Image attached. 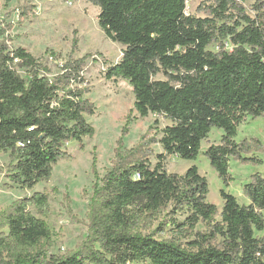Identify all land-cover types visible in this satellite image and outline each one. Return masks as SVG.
Returning <instances> with one entry per match:
<instances>
[{
  "label": "trees",
  "instance_id": "trees-1",
  "mask_svg": "<svg viewBox=\"0 0 264 264\" xmlns=\"http://www.w3.org/2000/svg\"><path fill=\"white\" fill-rule=\"evenodd\" d=\"M84 1L99 9L105 37L123 47L105 79L129 84L139 118L170 122L157 140L163 153L152 166L143 144L121 152L118 142L113 166L94 187L86 239L65 256L47 257L50 229L29 211L46 215L47 195L15 201L0 212V264H264V236H255L264 231V176L243 186L246 205L221 189L219 212L206 202L208 184L196 166L182 175L164 166L167 156L195 160L213 128L223 133L220 143L203 155L223 186L232 181L231 161L261 163L252 156L258 141L235 138L247 118L264 117V0L250 8L246 0H204L202 17L186 13L188 0ZM8 29H0V153L10 160L9 184L32 190L71 158L66 144L81 146L94 134L85 116L95 107L81 76L88 56L68 60L50 80L33 56L9 48Z\"/></svg>",
  "mask_w": 264,
  "mask_h": 264
},
{
  "label": "rangeland",
  "instance_id": "rangeland-1",
  "mask_svg": "<svg viewBox=\"0 0 264 264\" xmlns=\"http://www.w3.org/2000/svg\"><path fill=\"white\" fill-rule=\"evenodd\" d=\"M203 1L188 0L186 13L202 17L198 8ZM255 1L246 0L244 6L250 8ZM98 14L99 9L84 0H0V29L9 26L4 35L9 48H22L33 56L49 70L46 76L50 80L62 73L61 66L68 60L88 56L81 76L89 88L86 98L95 107L93 116H85L86 122L94 129L93 136L84 138L81 146L75 142L66 144L64 150L71 158L56 164L50 180L37 184L32 190H21L9 184L6 167L10 160L8 154L0 153V212L34 193H43L48 197L46 215L29 208L30 213L43 220L50 229L51 244L46 248L47 257L65 256L85 241L94 187L100 186V180L113 166L118 142H122L121 152L143 144L150 150L149 161L155 166L156 156L163 153L157 140L161 137V130L170 125L165 118L154 115L139 118L133 109L134 96L129 84L123 80L105 79L106 68L120 60L123 47L105 37L98 25ZM210 50L215 51L216 48L212 46ZM14 68L21 78L28 79L26 69ZM157 79L164 78L158 76ZM128 120L124 135L123 129ZM222 134L221 130L213 128L208 138L202 141L200 154L195 160L167 156L164 163L167 173L177 175L196 166L199 175L208 184L206 202L216 206L219 212L223 207L219 195L221 189L233 195L238 204L246 205L248 200L242 193L243 186L255 174L264 176V117L247 118L239 126L235 138L236 143L258 141L261 147L252 156L261 163L231 161L229 173L232 181L228 187L223 186L203 155L210 145L220 143ZM93 161L97 178L93 174ZM155 227L156 223L151 230ZM202 229V225L198 224L197 230ZM161 236V233L155 235ZM255 236L263 237L264 231L255 232Z\"/></svg>",
  "mask_w": 264,
  "mask_h": 264
},
{
  "label": "built area",
  "instance_id": "built-area-1",
  "mask_svg": "<svg viewBox=\"0 0 264 264\" xmlns=\"http://www.w3.org/2000/svg\"><path fill=\"white\" fill-rule=\"evenodd\" d=\"M17 63H18V61H17V60H15V61H14V65H16Z\"/></svg>",
  "mask_w": 264,
  "mask_h": 264
}]
</instances>
